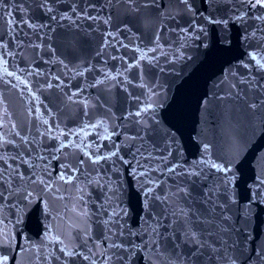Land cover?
<instances>
[{
    "label": "water",
    "instance_id": "95a60500",
    "mask_svg": "<svg viewBox=\"0 0 264 264\" xmlns=\"http://www.w3.org/2000/svg\"><path fill=\"white\" fill-rule=\"evenodd\" d=\"M3 256L264 264V7L0 0Z\"/></svg>",
    "mask_w": 264,
    "mask_h": 264
},
{
    "label": "snow or ice",
    "instance_id": "6c2138e0",
    "mask_svg": "<svg viewBox=\"0 0 264 264\" xmlns=\"http://www.w3.org/2000/svg\"><path fill=\"white\" fill-rule=\"evenodd\" d=\"M250 2H252V6L255 7L257 5H259L260 7H264V0H250ZM5 71H7V69H5ZM9 75H11V73H8ZM207 145H205V149H207ZM212 167L217 168L218 171H223L225 173L229 172L231 169L230 167L224 166V165H217V164H212ZM63 178V177H61ZM42 182V181H41ZM27 196H31V193H27ZM191 236L193 239H196V233L192 232ZM199 246V244H198ZM8 257L7 256H3L0 257V264H8ZM226 259V264L228 260H231V264H235V260H232L231 258L225 257Z\"/></svg>",
    "mask_w": 264,
    "mask_h": 264
}]
</instances>
